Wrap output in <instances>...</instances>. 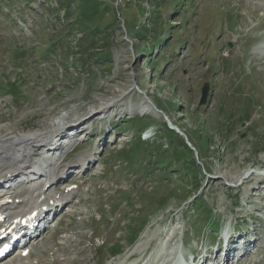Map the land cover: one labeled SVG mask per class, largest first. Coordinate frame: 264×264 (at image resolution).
<instances>
[{
	"label": "rangeland",
	"instance_id": "1",
	"mask_svg": "<svg viewBox=\"0 0 264 264\" xmlns=\"http://www.w3.org/2000/svg\"><path fill=\"white\" fill-rule=\"evenodd\" d=\"M102 1L82 17L76 3L67 15L59 0H0L1 132L87 128L58 147L81 178L32 257L163 264L182 239L201 252L218 240L208 211L256 239L236 264H264V0ZM79 153L95 159L81 167Z\"/></svg>",
	"mask_w": 264,
	"mask_h": 264
},
{
	"label": "bare ground",
	"instance_id": "2",
	"mask_svg": "<svg viewBox=\"0 0 264 264\" xmlns=\"http://www.w3.org/2000/svg\"><path fill=\"white\" fill-rule=\"evenodd\" d=\"M138 107L141 111L144 112H157V110L154 109V103L152 102L142 101L138 105ZM66 124V122L61 123L60 121H53L52 123L46 125L43 129L29 130L26 132H16L13 128L10 127H7L5 132H1L0 130V179H5L11 176L13 172L18 173L28 170L32 166L35 171L39 173L38 177L45 176L47 177V180L57 178L56 168L59 159H56V157L53 155V150L56 148H46L43 146H47L51 136L54 135V132H59V130L64 128V125ZM171 124L174 125L173 123ZM89 157L91 158L92 155L87 156V158ZM87 158L84 157L83 153L78 156L77 160H81L82 165H84V163H87L88 161ZM53 161L56 162L49 165V163ZM45 165L47 166L44 167ZM65 166L66 165H64L63 167ZM57 170L60 169L57 168ZM64 172L65 170L61 169L59 171V174H62ZM260 182L264 183V181ZM66 191L67 189L65 190V192ZM34 193L35 192L34 190H32V186H26L23 189H13V194L17 198L34 195ZM38 196L39 194L37 195V197ZM17 204L18 203H15L14 205H0V229H3L4 231L11 229L14 225L20 222L21 218H18L20 215H29V213L33 211V208L29 207V210L31 211L27 210L26 212H24V207L28 206V204H36V202L31 201V198H29L20 206ZM46 204L49 205L48 200H46ZM41 205H44V203L40 204L39 206ZM233 239L235 238L233 237ZM230 243L231 240H229L228 251L230 248ZM29 257L30 254L28 252L25 253V250H22L21 248L18 252L12 253L8 257V262L13 264H31V262H29Z\"/></svg>",
	"mask_w": 264,
	"mask_h": 264
},
{
	"label": "trees",
	"instance_id": "3",
	"mask_svg": "<svg viewBox=\"0 0 264 264\" xmlns=\"http://www.w3.org/2000/svg\"><path fill=\"white\" fill-rule=\"evenodd\" d=\"M59 1H60V6L62 8H64L65 13L67 15L71 14V11H72L71 10V7H70L71 4L76 3V6L77 7H75V9H76L75 11L78 12V14L81 13V16L82 17L87 16L89 13H91V17H94V16L98 15V11H101V10H98L99 7L101 5L103 6L105 4V3H103L102 0H59ZM120 16H121V18L124 19L122 13H120ZM124 21H125V19H124ZM83 23L89 28L88 32H90V33L92 32L93 33V31H95V30H93L95 26H93V27L92 26H89L85 21H83L81 23V25H83ZM162 38H164V37H162ZM161 42L166 43V39H161L160 38L159 41L157 42V44H160ZM170 59H171V57H169L168 60H164L165 61L164 62V65H166V61L169 62ZM184 147H186L187 151H189V149H188V147L186 145ZM128 152L129 151L127 150V153L125 152L124 155H123L126 160L128 158ZM157 155L155 154L154 155V158H156V160L158 162H160V160L158 159ZM164 165H165V163L162 162V164L160 165V167H163ZM125 166H127V164H125Z\"/></svg>",
	"mask_w": 264,
	"mask_h": 264
},
{
	"label": "water",
	"instance_id": "4",
	"mask_svg": "<svg viewBox=\"0 0 264 264\" xmlns=\"http://www.w3.org/2000/svg\"><path fill=\"white\" fill-rule=\"evenodd\" d=\"M208 91H209V86L207 83L204 84V86L201 88V95H200V100H199V104H205L206 100H207V96H208ZM167 123L170 127H172V125L170 124V122L167 120ZM175 128V127H172ZM176 130V128H175ZM178 132V130H176Z\"/></svg>",
	"mask_w": 264,
	"mask_h": 264
}]
</instances>
